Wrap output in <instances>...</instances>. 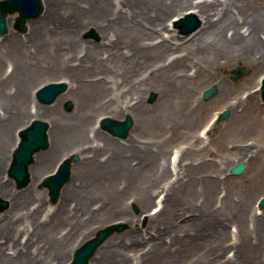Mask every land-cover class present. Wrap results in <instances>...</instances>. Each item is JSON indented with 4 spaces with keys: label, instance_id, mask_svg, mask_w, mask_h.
<instances>
[{
    "label": "bare ground",
    "instance_id": "6f19581e",
    "mask_svg": "<svg viewBox=\"0 0 264 264\" xmlns=\"http://www.w3.org/2000/svg\"><path fill=\"white\" fill-rule=\"evenodd\" d=\"M41 1L42 13L28 21L25 34L11 27L17 16L12 14L8 32L0 36V196L10 207L0 215V264H59L78 238L121 220L129 226L126 236L105 241L89 264H264V209L252 214L247 200L235 197L229 178L225 193L215 197L216 172H201L191 161L181 165L187 151L180 148L174 161L166 159L163 148L187 123V116L175 119V109L204 115L207 104L198 93L211 78L218 80L216 100L230 109L242 103L243 109L256 108L248 97L259 92L264 72L255 92L234 102L229 97L237 86L220 73L241 60L255 71L264 65V0ZM188 12L200 26L187 35L176 28L167 33L173 20ZM88 27L98 31L100 42L81 37ZM51 76L61 77L67 90L43 106L35 92ZM152 90L158 99L149 104ZM67 97L73 100L71 113L60 108ZM106 112L131 115L135 129L124 140L110 135L99 124ZM254 114H244L252 127ZM40 117L49 122V145L34 155L29 186L16 190L3 170L17 130ZM146 131L162 142L148 145ZM239 145L237 153L252 152ZM70 152L78 153L79 161L56 204H49L37 182ZM219 153L212 150L203 163L214 167ZM242 160L229 154L223 162ZM194 183L202 185L200 194ZM130 200L148 212L145 232L134 226L142 213L131 210ZM230 219L237 226L234 239ZM227 247L234 250L231 255Z\"/></svg>",
    "mask_w": 264,
    "mask_h": 264
},
{
    "label": "rangeland",
    "instance_id": "374dc122",
    "mask_svg": "<svg viewBox=\"0 0 264 264\" xmlns=\"http://www.w3.org/2000/svg\"><path fill=\"white\" fill-rule=\"evenodd\" d=\"M12 14H16L17 15L16 17H18L17 12L16 13H10L7 15V19ZM171 15L174 16V13H172ZM171 15H169L166 20H168ZM16 17L13 20L11 27L14 28L15 30H17L18 33L25 34L26 30H27L26 25H27L28 21H30L32 19H36L39 16L36 18H32V19L27 20L25 22V28L24 29H21L17 25V18ZM171 28H167V30H166L167 33H170L173 31L175 34V28L173 27V25L171 26ZM91 31H93L95 33V35L94 34L88 35V33ZM7 32H8V30L4 33H0V36H4ZM176 33L180 34L178 32V30L176 31ZM180 35H183V34H180ZM81 37L84 39H87V40H93L94 42H100L101 41V36L99 35L98 31L94 27H88V28L84 29L81 33ZM237 67H245L248 69L245 73H243L241 75V77L238 80L233 79L231 77V70L234 68H237ZM263 72H264V65L260 66L257 69V71H255L252 69V67L245 64L242 60L240 62L233 63V64L229 65L226 69H224V71H221L220 74L222 76H225V78L231 84L237 86V90L235 91V93H233L229 97L230 102H234V101L239 100V99H243L245 101L247 99L246 98L247 95L250 92H255L254 90L256 88V83H257L256 79L259 78ZM253 73H255V75H254L252 82L250 84L246 83V79ZM60 79H62V78L59 76H51V80H47L45 83H49V82H53V81H60ZM217 82H218L217 78H211L208 81L204 82L201 86V90L198 93V100H202L203 102H205L207 104V107H206L207 109H202V111L204 110L203 111L204 115L202 117L196 118L192 115L189 116V114L186 113L188 111V109H175V119L183 120L184 117L187 116L185 118V120L187 119V123H186L185 127L183 128V130L177 131L178 133L175 134V137H172V138L170 137L169 140H167L164 143V145H165L163 147L164 148V154H165V157L167 159L172 155L175 148H180V150H186L187 153H186V155H184L182 157L181 165H184L187 161H191L193 166L201 172H203L205 169H210V171H212L211 173L216 172L215 174H217L218 179L220 180V184L217 185V187H216L215 197H221L225 193V190H226L225 188H227V184H225V180H226V178L231 179V185L234 187L235 190L238 191L237 192L238 194L235 193V195H236L235 197H237V195H241L244 199H246L247 202L250 204V207L252 209V214H253L256 212L257 202H258L259 198L264 196V102L262 101V99L260 97V91L258 93L256 92L255 95L253 94L254 96L248 97L250 103H253V105L254 104L256 105L255 109H243V103L240 105L238 104L235 109H230L229 106L225 102H222V100H216V97H217L216 93L210 98H204L203 92L206 89H208L209 87H211L212 85H216ZM45 83H43V84H45ZM65 92H63L62 94H64ZM152 93H155V97H154V99L150 100V96L152 95ZM60 96H61V94L58 97H60ZM58 97L54 100V102L57 101ZM35 98H36L37 102H39L43 106L44 105L45 106L50 105V104L54 103V102H52V103L40 102L36 97V92H35ZM157 99H158V96H157L155 91L152 90V91L147 92V95H146V102L147 103L152 104V103L156 102ZM69 101L71 102L70 108L67 107V103ZM73 107H74L73 100L69 97H67L65 100H63L60 103L61 110L66 112V113H71L73 111ZM224 110L229 111L227 116L223 119L216 120L215 116ZM252 110H254V112H255L254 115H255V120H256V124L254 127L249 126V123L247 122V119L245 118V115H244L245 113L248 114V112H251ZM235 113H237L239 115V117H234L233 114H235ZM97 114H95V115H97ZM106 116H110V117L117 118V119H123L125 117V114L122 116L121 115H111V113H109V112L101 114V117H106ZM40 118L45 119L43 117H40ZM238 118H240V119L237 120ZM94 119L95 118H93L92 120H94ZM45 120H47V119H45ZM211 120H213L212 123L209 124L211 126V130L208 131V133L206 134V137H208V138L205 139L202 135H200V129L202 127L208 125V123ZM30 121H29V123H30ZM233 121H235L236 124ZM136 124H137V121L135 118V124H134L131 131H133L135 129ZM20 129L21 128H19L16 132L17 137H19L18 132ZM102 130H105V129L102 128ZM105 131L108 132L107 130H105ZM109 134L112 135L111 133H109ZM164 134L167 135V134H170V132H164ZM150 135H152L151 131H146L143 134V137H145V141L147 142L148 145H150V146L153 145L156 147V146H158V144H160L162 142V140H156V141L154 140L155 141V143H154V141L151 140L152 138L148 137ZM221 135H222V137H221ZM112 136H114V135H112ZM155 136H157V135L153 134V138H155ZM167 137H169V136L167 135ZM116 138L124 140V138H126V137L122 138V137L116 136ZM239 144L246 145L247 147H249L250 151H252V152H248L247 155L237 153L236 147L241 146ZM16 145H17V143L15 144V146ZM237 145H239V146H237ZM15 146H14V148H15ZM212 150L220 152L219 156H217L218 164H216L214 167L211 165L210 162L203 163L204 159L209 158L211 156ZM229 154H230L231 160L232 159L237 160L241 157V158H243L244 161H246V168L241 174L235 175V174H232L230 172V167L232 165H234L235 163H237V161L234 163L232 161H230V162H228V164L223 162L224 157L226 155L228 156ZM73 155H78V153L70 152L69 154L65 155V157H71ZM78 157H79V155H78ZM11 159H12V153H11V156L9 157V161H10L9 164L11 163ZM62 159H63V157L60 158L59 162ZM78 161H79V158L76 161H74L73 164H77ZM58 163H57V165H58ZM202 163L204 164V166L200 165ZM9 164L3 170L4 176H5L4 179H6V180L8 179L10 181L12 180L13 181L12 185H13L14 189H16V190H23V189L27 188L30 184V181L24 187H18L15 180L8 175ZM50 167H52V166H50ZM259 170L261 173L255 174V172L259 171ZM53 171H50L47 174H51ZM47 174L45 176H47ZM173 175H175V173H173ZM45 176L37 182L36 186H37L38 190L41 192L46 190L47 195H48L47 200H48L49 204H56V202L51 201L49 193H48V189L43 184ZM193 189H195L197 194H200L201 190H202V185L198 184V183H194ZM202 197L203 196L200 197V200L202 199ZM1 199H4V197H1ZM156 201H157V199H156ZM9 208L10 207L8 205V207L5 210L0 211V215L4 214L6 211H8ZM130 208L136 214L142 213L140 215V218L138 220H136V222L134 223V226L138 230H142L145 232L146 229L149 228V226H150V221L148 220V214H147L148 212L142 211V209L139 207V205L134 201L131 202V200H130ZM155 208H157L156 204H152L151 211L155 210ZM119 223L123 224V228L121 230L113 232L111 235H109L107 237V239H105V241H107L109 238H111L113 236H119L120 238L126 236V232L129 228L128 224L123 220L119 221ZM104 225H106V224H104ZM103 226H100V227H103ZM228 228H230L232 233H234V235H233V239H234V237L237 235L235 233L237 231V226H236V222L233 219H230L229 224H228ZM96 230L93 232V234L87 236L85 239L80 237V238H78L77 241L72 243L68 247L65 258L59 259V260H61V262H59V264L63 263L64 260H67V259L71 260L74 250L80 244H82L85 240L92 237L95 234ZM103 243L101 244V246L103 245ZM100 247H98V249ZM233 252H234V250L232 248L227 247L225 249V253L228 255L229 254L231 255ZM92 258H94V256Z\"/></svg>",
    "mask_w": 264,
    "mask_h": 264
},
{
    "label": "water",
    "instance_id": "95a60500",
    "mask_svg": "<svg viewBox=\"0 0 264 264\" xmlns=\"http://www.w3.org/2000/svg\"><path fill=\"white\" fill-rule=\"evenodd\" d=\"M43 10L41 0H0V32L7 31L6 16L8 13L15 11L19 12L17 18V25L21 28H25V22L27 19L38 16ZM201 21L193 13H188L175 21V26L179 27L181 33L188 34L195 30ZM93 32H89L88 35H93ZM245 68H236L232 70V77L239 79L240 76L246 72ZM67 85L64 82H52L44 85L37 91V97L42 102H52L55 98L66 89ZM216 93V86L212 85L210 88L204 91L203 96L206 98L212 97ZM261 96L264 100V80L261 88ZM155 97L153 93L151 100ZM67 107H71V102L67 103ZM228 110L221 114V118H224L228 114ZM101 124L104 128L108 129L111 133L125 137L129 133L130 128L133 125V118L128 114L125 119L119 120L111 117H105L102 119ZM49 123L46 120L34 119L31 125L27 126L21 131V141L18 147L13 153V161L8 170L11 177H14L19 187L24 186L29 181L28 166L33 161V154L48 146L47 129ZM78 157L75 155L71 158L65 159L59 166L58 171L52 175H49L44 184L49 187V192L52 200H56L59 196L61 187L69 179L71 173V164L73 160ZM245 168V162H239L231 167V172L238 174ZM8 206V202L0 199V210L5 209ZM260 206L264 207V198L260 201ZM122 224H110L97 231L96 235L91 239L85 241L79 246L72 261L68 264H87L89 259L93 256L98 246L115 230H121Z\"/></svg>",
    "mask_w": 264,
    "mask_h": 264
}]
</instances>
